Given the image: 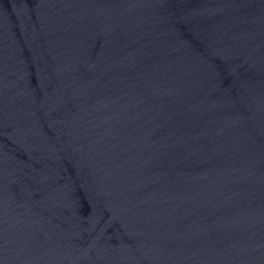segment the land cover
<instances>
[{
    "label": "water",
    "instance_id": "1",
    "mask_svg": "<svg viewBox=\"0 0 264 264\" xmlns=\"http://www.w3.org/2000/svg\"><path fill=\"white\" fill-rule=\"evenodd\" d=\"M0 264H264V0H0Z\"/></svg>",
    "mask_w": 264,
    "mask_h": 264
}]
</instances>
